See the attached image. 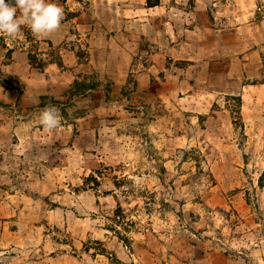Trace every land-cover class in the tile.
<instances>
[{"label":"rangeland","instance_id":"374dc122","mask_svg":"<svg viewBox=\"0 0 264 264\" xmlns=\"http://www.w3.org/2000/svg\"><path fill=\"white\" fill-rule=\"evenodd\" d=\"M54 2L0 33V264H264V0Z\"/></svg>","mask_w":264,"mask_h":264},{"label":"clouds","instance_id":"9594fccd","mask_svg":"<svg viewBox=\"0 0 264 264\" xmlns=\"http://www.w3.org/2000/svg\"><path fill=\"white\" fill-rule=\"evenodd\" d=\"M63 20L64 9L54 0H0V33L9 37L18 36L25 23L34 35L48 36L61 29ZM61 119L59 108L51 103L40 110V121L48 130L58 127Z\"/></svg>","mask_w":264,"mask_h":264}]
</instances>
